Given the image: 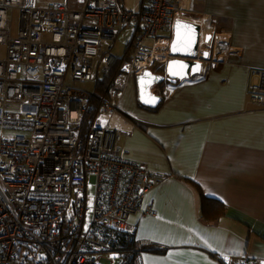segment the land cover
<instances>
[{"label":"built area","instance_id":"obj_1","mask_svg":"<svg viewBox=\"0 0 264 264\" xmlns=\"http://www.w3.org/2000/svg\"><path fill=\"white\" fill-rule=\"evenodd\" d=\"M123 1L0 0V264H129L141 254L145 243L123 252L114 237L134 236L129 216L165 176L122 157L130 129L119 91L127 76L167 64L171 38L160 32L183 17L177 0H145L138 12ZM127 28L132 57L93 114L94 83ZM252 74L249 101L264 111V71Z\"/></svg>","mask_w":264,"mask_h":264},{"label":"crops","instance_id":"obj_2","mask_svg":"<svg viewBox=\"0 0 264 264\" xmlns=\"http://www.w3.org/2000/svg\"><path fill=\"white\" fill-rule=\"evenodd\" d=\"M176 4L184 20L201 27V39L225 32V48L217 56L212 42L206 48L201 42L200 52H210L201 73L155 86L151 93L161 97L155 109L138 104L134 76L120 88L119 109L130 129L122 157L165 176L128 218L137 243L163 251L143 250L137 264H264V111L248 97L257 81L252 72L264 71V0ZM127 29L124 51L136 34ZM172 30L160 36L172 38ZM200 192L224 205L216 223L201 220Z\"/></svg>","mask_w":264,"mask_h":264},{"label":"water","instance_id":"obj_3","mask_svg":"<svg viewBox=\"0 0 264 264\" xmlns=\"http://www.w3.org/2000/svg\"><path fill=\"white\" fill-rule=\"evenodd\" d=\"M177 21L182 25L179 29L177 28ZM172 28V38L169 48L171 59L162 67L160 72L145 69L135 77L137 102L142 107L155 109L161 102L159 95L151 93L155 86L164 82L176 84L177 82L199 75L201 73L202 62L210 59V52L208 50L200 52L201 27L198 24L179 19L174 21ZM215 39L219 40V36H215ZM211 40V34L204 35L203 42L205 44H208ZM174 45L175 51L173 50ZM173 61L177 63L173 64ZM181 65L184 67H181ZM196 65H199L198 71L194 70ZM153 97H155V100L152 99Z\"/></svg>","mask_w":264,"mask_h":264},{"label":"trees","instance_id":"obj_4","mask_svg":"<svg viewBox=\"0 0 264 264\" xmlns=\"http://www.w3.org/2000/svg\"><path fill=\"white\" fill-rule=\"evenodd\" d=\"M144 2L145 0H143L142 6ZM134 41H135V36L133 37L132 42L127 46V48L123 52V55L121 57H116V63L112 67V69L107 73H103L102 75L97 77V80L93 86V93L95 97H92L89 101V105L93 108V112H92L93 114H96L100 109V105L96 97H108L111 91L117 90V79L120 74L119 67L123 61L131 59ZM85 130H87V128L83 129V131ZM199 199H200V218L204 223L206 224L216 223L219 218L224 216L225 207L222 203L216 200L205 198L201 192L199 193ZM114 241H115L114 247L116 250L123 252H132V251L136 252L137 243L133 236H130L128 234H117L114 237ZM143 250H148L153 253L163 252L161 249H156V248H150V249L142 248L140 251L143 252ZM138 256L139 254L136 253L130 259L129 264H137Z\"/></svg>","mask_w":264,"mask_h":264},{"label":"rangeland","instance_id":"obj_5","mask_svg":"<svg viewBox=\"0 0 264 264\" xmlns=\"http://www.w3.org/2000/svg\"><path fill=\"white\" fill-rule=\"evenodd\" d=\"M74 1L75 0H69L71 7H72V2H74ZM124 5H125V8L127 10H130L133 12H138L140 10L139 9V0H124ZM10 16H11V20H12L13 35H15L16 30L19 26V12L17 10H15L12 12V14ZM129 30H131V29H124L122 31V33L119 35L118 40H117V42L113 48V52H112L115 57H121L123 55L124 48L127 45V42L130 41V32L127 33ZM203 32H207V29L204 28ZM203 37H204V35H203ZM202 43H203V38H202ZM203 45L205 47L204 43H203ZM222 45H223V42H221V41L219 42V40L212 41L211 48H210L212 50V54L216 53V55L218 56V52L224 50V48H222ZM5 56H6V47L3 45H0V60L4 59ZM82 87L87 88V89H91L90 85H88V84H83ZM144 247L148 248V247H152V246L145 244L143 246V248ZM102 264H107V263L105 261H103Z\"/></svg>","mask_w":264,"mask_h":264},{"label":"snow or ice","instance_id":"obj_6","mask_svg":"<svg viewBox=\"0 0 264 264\" xmlns=\"http://www.w3.org/2000/svg\"><path fill=\"white\" fill-rule=\"evenodd\" d=\"M181 26H182V25L180 24V22L177 21V28L179 29ZM184 27H187V26H184ZM173 50H174V51L176 50L175 45L173 46ZM205 55H207V53H205ZM172 63L175 64V63H177V62L173 61ZM181 67H184V66L181 65ZM170 69H171V65H170ZM194 70H197V71H198V70H199V65H196ZM152 99L155 100V97H153ZM224 259H227V257L225 256Z\"/></svg>","mask_w":264,"mask_h":264},{"label":"bare ground","instance_id":"obj_7","mask_svg":"<svg viewBox=\"0 0 264 264\" xmlns=\"http://www.w3.org/2000/svg\"><path fill=\"white\" fill-rule=\"evenodd\" d=\"M219 34V38L222 40V39H224L226 36H225V32H220V33H218ZM201 42H202V39H201Z\"/></svg>","mask_w":264,"mask_h":264}]
</instances>
